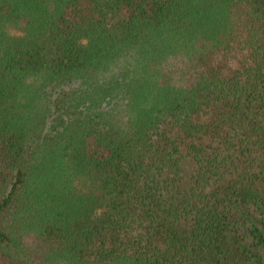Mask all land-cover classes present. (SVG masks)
Here are the masks:
<instances>
[{"label":"trees","instance_id":"obj_1","mask_svg":"<svg viewBox=\"0 0 264 264\" xmlns=\"http://www.w3.org/2000/svg\"><path fill=\"white\" fill-rule=\"evenodd\" d=\"M0 264H264V0H0Z\"/></svg>","mask_w":264,"mask_h":264}]
</instances>
